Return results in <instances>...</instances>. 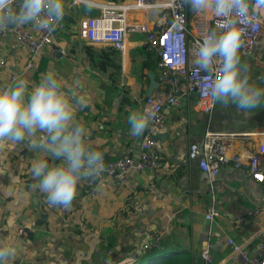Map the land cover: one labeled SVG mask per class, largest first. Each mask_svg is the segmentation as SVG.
<instances>
[{
    "label": "crops",
    "instance_id": "1",
    "mask_svg": "<svg viewBox=\"0 0 264 264\" xmlns=\"http://www.w3.org/2000/svg\"><path fill=\"white\" fill-rule=\"evenodd\" d=\"M79 18L76 16L71 26L75 31L64 27L56 35L54 47L63 49L66 56L55 55L54 47L47 49L36 62V72L23 70L28 57L12 45L0 47V53L21 70L29 91L48 71L66 86L79 85L75 88L77 94H87L89 103L76 111L75 121L87 128L86 141L92 148L115 159L132 144L139 149L143 140L144 133L131 135L128 116L144 109L151 76L157 81V58L147 52L141 35L129 38L125 56L111 46L82 42L77 34ZM263 54L264 35L252 56H240L251 82L262 88ZM44 61L47 66L40 71ZM208 130L239 135L234 140L235 151L256 147L258 133L264 132V105L246 116L232 105L224 108L217 104L209 119L198 110L194 97L182 101L166 113L165 126L157 134L156 148L164 160L156 170L132 172L125 182L104 172L98 177L81 178L76 197L67 208L51 205L34 187L40 178L34 179L31 172L33 161L41 158L49 165L62 161L46 156L28 139L20 142L24 146L16 151L15 146L5 145L0 150V242H11L16 249L9 264H70L75 250L88 249L84 237L98 232L100 226L102 242L112 236L115 244L105 262L99 264H150L148 255L161 257L168 253L186 254L192 264H206L201 252L209 244L212 262L207 264H235L228 238L255 253L264 232V185L228 165L212 190L197 162L188 157L190 145L202 144ZM41 135L37 133L38 142ZM98 179L102 184L96 196L79 207L76 199L86 195ZM212 205L219 216L208 221L205 216ZM79 228L82 234L77 232ZM152 242L157 247L147 254L144 247Z\"/></svg>",
    "mask_w": 264,
    "mask_h": 264
},
{
    "label": "built area",
    "instance_id": "2",
    "mask_svg": "<svg viewBox=\"0 0 264 264\" xmlns=\"http://www.w3.org/2000/svg\"><path fill=\"white\" fill-rule=\"evenodd\" d=\"M20 3L21 0H15L13 8L18 10ZM64 5L65 15L58 25L47 28H38L34 24L7 25L0 30V47L12 45L23 51L28 57L23 70L36 72L40 54L55 46L56 35L64 29L68 16H80L77 24L79 40L93 46H111L123 56L127 53L129 38L132 35L143 36L147 52L158 60L159 86L146 97L144 106L155 113L154 119L145 130L139 149L132 144L115 159H109L102 150H98L104 154V174L122 182L132 172L154 171L160 166L164 157L156 148V138L165 126L166 113L174 106L194 97L198 110L211 119L215 108L211 100L215 73L213 79H209L208 74L193 63V52L202 43L203 36L213 30L218 33L224 31V24L234 20L238 27L244 29L240 56L249 57L264 35V9L257 8L255 2H247L246 8H234L227 18L213 13L191 18L190 6L184 0H64ZM82 9L85 10L80 14ZM59 53L66 56L63 49H59ZM21 76V70L10 64L4 53H0V90ZM258 135L256 147L235 151L234 140L239 135L216 134L208 130L202 144L190 145L189 160L197 162L212 190L221 170L228 165L245 178L264 185V132ZM23 146L18 143L13 150ZM101 184L102 179H98L86 195L76 199L77 205L81 207L88 198L96 196ZM261 202L264 204V192ZM217 216L219 212L212 205L205 218L212 221ZM226 242L235 264H264V232L255 253L233 238ZM155 247V243H147L144 250L151 253ZM211 247L209 244L201 252L206 264L212 262Z\"/></svg>",
    "mask_w": 264,
    "mask_h": 264
},
{
    "label": "clouds",
    "instance_id": "3",
    "mask_svg": "<svg viewBox=\"0 0 264 264\" xmlns=\"http://www.w3.org/2000/svg\"><path fill=\"white\" fill-rule=\"evenodd\" d=\"M15 0H0V30L7 25L34 24L47 28L59 24L65 15L64 0H21L19 9ZM197 14L213 13L217 17H230L234 8H246L247 0H184ZM264 9V0H255ZM224 31L207 32L202 43L193 52V63L213 79L211 100L224 108L232 105L242 115L264 105V88L251 82L243 70L240 49L243 46V28L234 20L224 24ZM215 66V67H214ZM26 79H17L0 90V147L9 148L28 139L33 147H40L46 156L60 160L49 165L41 158L33 161V178H40L39 188L53 206L70 207L77 194L81 178L98 177L104 171L101 151L86 141L87 128L75 121L79 108L88 105L87 94H77L75 87L66 86L53 71L44 73L40 82L29 91ZM155 113L148 108L132 111L128 116L132 136L142 135ZM42 133L37 141V133ZM2 174V173H0ZM16 249L11 242H0V264H9ZM155 258L149 259L154 264Z\"/></svg>",
    "mask_w": 264,
    "mask_h": 264
},
{
    "label": "trees",
    "instance_id": "4",
    "mask_svg": "<svg viewBox=\"0 0 264 264\" xmlns=\"http://www.w3.org/2000/svg\"><path fill=\"white\" fill-rule=\"evenodd\" d=\"M254 1L255 0H247L249 4L253 3ZM80 12L83 13L84 10H81ZM75 18L76 17L68 16L65 20V27L70 28L72 25H74L76 23ZM89 55L91 57H94V53H89ZM157 61L158 60L155 61L156 66H157ZM46 66H47V62L44 61V63L40 67V71H43L46 68ZM77 232L79 234H82V231L80 230V228L77 230ZM114 244H115V241L113 240L112 236L105 238L104 242H102L99 245L97 253L93 256L92 262L89 264H99V263L105 262L106 256L111 250V248L114 246ZM151 256L153 257V255H148L147 257L150 259L152 258ZM161 257L162 258H155V260H153L154 261L153 263L154 264H192V258L182 253H179V254H176V253L169 254L168 253L166 254V256H161ZM71 262H72V258H71ZM104 264H112V263L109 262V263H104Z\"/></svg>",
    "mask_w": 264,
    "mask_h": 264
},
{
    "label": "water",
    "instance_id": "5",
    "mask_svg": "<svg viewBox=\"0 0 264 264\" xmlns=\"http://www.w3.org/2000/svg\"><path fill=\"white\" fill-rule=\"evenodd\" d=\"M54 49H55L54 54L58 55L59 48L54 47ZM158 86H159L158 81L154 79L152 80V76H151V84H150V88L147 93V96H150L153 93V91L156 88H158ZM102 229L103 227L100 226V229L98 232L89 233L84 237L83 243L88 247V249L87 250H82V249L75 250L72 256V262L70 264H83L84 262H88V263L92 262L93 256L98 246L102 242V239H101ZM147 254H151V253H147Z\"/></svg>",
    "mask_w": 264,
    "mask_h": 264
},
{
    "label": "rangeland",
    "instance_id": "6",
    "mask_svg": "<svg viewBox=\"0 0 264 264\" xmlns=\"http://www.w3.org/2000/svg\"><path fill=\"white\" fill-rule=\"evenodd\" d=\"M82 10H85V9H82ZM207 15H208V13H205V14H197V13L193 12V10L191 9V14H190L191 18H195V17H199V16H207ZM71 28L74 31L76 30L75 27H71ZM84 263H88V262H84Z\"/></svg>",
    "mask_w": 264,
    "mask_h": 264
}]
</instances>
